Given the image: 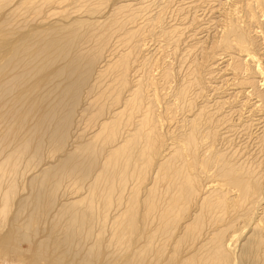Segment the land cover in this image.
<instances>
[{
	"label": "bare ground",
	"instance_id": "6f19581e",
	"mask_svg": "<svg viewBox=\"0 0 264 264\" xmlns=\"http://www.w3.org/2000/svg\"><path fill=\"white\" fill-rule=\"evenodd\" d=\"M118 4L103 22L75 16L32 27L15 39L9 21H0V260L5 264H264V161L240 145L231 152L216 148L226 114L219 117L221 124H214L216 115L210 108L196 109L189 99L192 87L201 83L194 77L196 67L191 72L189 67V78L176 87L168 107L191 114L182 118L185 123L178 126L182 131L163 138L159 94L146 92L154 79L148 77L146 82L139 76L135 85H128L131 55L142 50L144 32L162 23L164 11L158 9L154 15L147 5L125 10L127 5ZM247 8L254 16L255 9ZM129 24L132 28L122 42L132 40L130 51L109 61L95 78L111 75L113 83L102 89L96 82L87 91L88 102L80 116L86 129L95 130H88L90 137L83 133L67 148L83 92L102 51L114 28ZM235 25L224 31L223 42L226 48L245 53L241 60L236 58L234 70L249 73L246 78L242 75L241 87L250 86L264 100V69L252 50L255 41L244 27ZM162 32L167 42L180 43L177 30ZM84 42L90 44L86 51L80 49ZM61 59H66L64 66L47 70ZM152 60H140L146 75ZM164 72L165 80L172 76L170 68ZM253 77L259 78L258 83ZM53 79L60 86L53 97L49 98L53 91L38 92ZM259 143L263 152L264 137ZM45 145L51 147L55 162L26 177L41 161ZM65 183L75 189L67 190ZM47 222L50 230L44 234ZM39 234L42 238H37Z\"/></svg>",
	"mask_w": 264,
	"mask_h": 264
},
{
	"label": "rangeland",
	"instance_id": "374dc122",
	"mask_svg": "<svg viewBox=\"0 0 264 264\" xmlns=\"http://www.w3.org/2000/svg\"><path fill=\"white\" fill-rule=\"evenodd\" d=\"M22 1L23 2L25 1V2L22 3ZM37 1L38 0H0L1 2L0 3L1 5L0 6V21H9L10 28L11 27L14 28L13 30L15 32L13 39H15L18 36V34L26 33L32 27L33 28L40 27L41 25H47L49 23H58V21L60 22V20H63V21L67 19L70 20V18L75 17V16H78L81 18L85 17V19H88V20L96 19L97 21L103 22L105 21L106 19L105 16L108 15L109 11H111L112 8L116 7L115 6L116 3L117 5H119L118 3L127 5L125 10H129L130 8L135 9V8L147 5L149 7V10L151 11L150 14H154V15L158 11V9L159 10L163 9L164 16L162 19L163 20L162 23L159 26L156 25L151 28L147 27V30L144 32L145 37L143 36V41L141 39V44L143 45L142 50L138 54H134L133 56L131 55L132 62H131V67L129 69V82L130 83L128 86L131 87L132 85H135L134 83L136 82L134 81L139 76L140 77L142 76V78H147L146 82H148V77L154 79V84H153L154 86L152 84H151L152 87L147 86L146 92L150 94H154L155 91H157L156 94L157 95L159 94L158 95L159 100L157 103H159V111H160L159 113L163 117L162 118L163 128H162L161 133L163 135V138L167 140L168 138L170 139L171 136H174L176 132L178 133L180 132L182 128L178 130V126L181 127V125L185 123L184 122L185 120H182V118L184 119V116L185 118L188 117L187 116L188 112L184 113L183 110L181 111V109L179 108H175V110H171L168 108L170 107L169 105H172L171 103H173L174 101L173 94L176 91L175 89H177L178 86L181 85V83L183 84L184 82H186L187 79L189 78L187 76L189 75L187 73L189 72V67H190V72L192 70L196 71L197 69L198 72H196L197 74H195L196 76L194 77L195 78L197 77L198 81L199 80L201 81L202 84L200 83V85L202 86L198 85L199 83L197 85L195 83L194 85L196 86H194L195 88L192 87L190 91L191 94H189V99L190 97L193 99V102H194L193 105L197 107L196 109H200L201 106L207 107L208 109L210 108L209 110L207 108L205 109L208 110L209 112L212 111L213 116L216 115L215 117H213L215 120L214 124H221V122L218 123L219 117H222L223 115L225 116L226 114V120H224V123H222L221 126H219L221 135L217 137V140L215 142L216 148L224 152H231L233 149H235V147L237 148L239 147L238 145H240V147L242 146L243 148L246 149L245 151L248 150V152H252V153L254 152L253 154H255L254 156L256 158H259V159L261 158L260 160L258 159L259 161H262V160L264 161V155H263L264 149H263V152L261 149L263 144L261 145L259 143V142H262V138L264 137V126H263L264 125V107H263L264 100H263V97L262 96L260 97V95L255 92H251L252 88L250 86L246 87L245 85H242L241 87V81L243 82V80H245L243 78L248 77V75L250 74L247 72L245 74L244 72H241L242 74L239 71L236 72V70H234V64H235V61H237L236 58H238V60L239 59L241 60V58L243 57V54L245 53L244 52L242 53V51L238 52L240 51L239 49L232 48V47L230 48L228 47L229 48L228 50V48H226L227 45L225 47V44L223 42V36L225 33L224 31H227L232 24L234 25L239 24L238 26L241 25L240 28L244 27L248 31V33H250L249 35H251V37L255 41L252 50L255 52V55L259 58L261 66H263V69H264V46H263L264 45V25H263L264 24V0H262L263 3L258 2L259 4L257 2H254L256 0H169V2L167 0L166 1L165 0H146V1L145 0H92V1L75 0V2L74 0H45L44 1L45 3L43 5H42L43 0L41 2H37ZM144 1L148 3L146 4L144 3ZM164 3L166 5H164ZM38 6H41V8L39 11L36 12L34 8ZM249 6L255 9L254 16H251V14L249 13L250 11H248V8H247ZM87 9L88 10L96 9L95 10L96 13L95 12L89 13ZM153 10L155 13L153 12ZM97 12H100V13H97ZM124 12L125 11L121 13L122 19L125 18L124 16H126V13H127V12L125 13ZM141 22L142 20H140L138 23L142 24L143 22L142 23ZM130 27L132 28V25L129 24L126 26H122V27L117 26L116 28H114L112 36L110 37V41L104 47L102 51V58L99 64L96 66L93 76L90 78V81H91V82L89 81L90 85L88 84L87 89L83 92L84 98L82 97V101L80 102V105L78 106V110L75 115V122L72 124L70 135L67 138V145H66L67 148H72L76 144L77 140H81L80 136H82L83 133L87 135V132L90 131L89 129L85 128L86 125L84 123V120L80 116L84 108L83 106H85L86 103L88 102L89 95L87 91L88 89L90 90L91 86L93 84H96V82L98 83L96 84V86L101 87L102 89L107 87L109 84L113 83V81H111L112 79L111 75L103 77L102 79L95 80V78H97V75L100 72V69H104L109 61L115 62L116 60L119 59L121 55L130 51L129 48L132 44L131 42L132 40L129 39L124 43L122 42V40L125 37H127V30ZM162 29L177 30L178 34L177 33L176 34L178 37V41L180 43H178V45H175L174 43L167 42V39L165 38V36L162 35L163 33ZM84 43L83 45L80 46V49L86 51L90 48L89 46L90 44H86V43L84 44ZM169 43L174 44V45H171ZM141 57L143 58L148 57L151 60L153 59L155 61L154 62L152 60L151 62L152 65H150L151 66L150 74H147V75L145 74L144 67L141 64L142 63L141 61L143 58ZM65 63H66V59H61L60 61L53 64L47 70L51 72L57 67L64 66ZM249 64H251V62H248L246 65H248L249 67ZM193 66H194V69H193ZM167 68L171 69L172 76L169 79L165 80L163 77V73H165L164 70H166ZM230 68H232L233 70ZM198 75H200L199 78H198ZM242 75H243V78H242ZM33 78H36V77H33ZM254 79L257 80V83H258L259 78L256 77ZM56 80L57 79H53L46 86H43L38 92L44 94L45 92L50 93L53 91L49 98L53 97V95L60 89V86H58L59 81L57 82ZM237 83H240L239 84L240 86ZM246 90L247 91L249 90V91L246 93ZM261 90L264 91V89H261ZM241 92L244 94H242ZM126 93L127 92H125V94ZM223 101L225 102L226 106L223 105L224 104ZM212 108H214V110L216 111L220 110V112L215 113L216 111L214 112ZM36 117L37 116H35L33 120L30 121L29 124L35 122ZM104 117L105 116L101 118H104ZM227 127H228V130H225L227 129ZM176 128L178 131L176 130ZM94 130L95 128H92L90 132L93 133ZM245 131L247 134L245 133ZM92 133L88 134L87 136L90 137ZM261 134L263 135V137ZM87 136L86 138H88ZM77 137H79V139H77ZM237 141H238V144H237ZM253 144L254 146H252ZM244 145L246 147H244ZM249 145L250 147L251 146L252 147L250 148ZM255 145L256 147L257 146L259 147L256 148ZM254 148H256L257 151L254 150ZM50 150H51V147L49 145L48 146L45 145V149L41 150V153H42L41 161L36 165H32V167L25 173L26 177H30V175L34 174L36 172V169L41 168V166H44V165L46 166L47 163L55 162L56 156H53L55 154L51 153ZM261 154L262 156H260ZM1 155H3L2 152L0 154V158H1ZM145 181L146 182H143L144 185L147 184L148 180H145ZM65 186L67 190L68 188L69 189L71 188V190L72 188L73 190L75 189L74 185L71 187L65 183ZM80 191L83 192L84 188H82ZM44 226L45 228L48 227V229H45L43 233L48 234L49 233L48 231L50 230V227H49L50 224L47 222L45 223ZM99 226L100 225L98 224L97 226L95 225L94 229L97 231ZM101 226L103 227L102 224ZM41 235L39 234L37 238H42ZM23 245L25 248H28V245L26 242H23ZM0 264H5V263H3L0 260Z\"/></svg>",
	"mask_w": 264,
	"mask_h": 264
}]
</instances>
